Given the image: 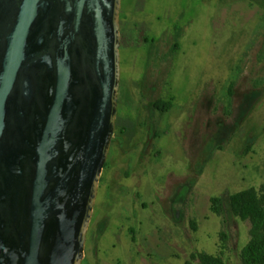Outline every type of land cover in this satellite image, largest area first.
<instances>
[{"label":"rangeland","instance_id":"374dc122","mask_svg":"<svg viewBox=\"0 0 264 264\" xmlns=\"http://www.w3.org/2000/svg\"><path fill=\"white\" fill-rule=\"evenodd\" d=\"M119 54L82 264H242L229 202L264 183V0H122Z\"/></svg>","mask_w":264,"mask_h":264},{"label":"water","instance_id":"95a60500","mask_svg":"<svg viewBox=\"0 0 264 264\" xmlns=\"http://www.w3.org/2000/svg\"><path fill=\"white\" fill-rule=\"evenodd\" d=\"M122 0H0V264H82L120 83Z\"/></svg>","mask_w":264,"mask_h":264},{"label":"trees","instance_id":"16d2710c","mask_svg":"<svg viewBox=\"0 0 264 264\" xmlns=\"http://www.w3.org/2000/svg\"><path fill=\"white\" fill-rule=\"evenodd\" d=\"M232 93V87L230 88ZM170 103L159 102L158 110L170 108ZM229 209L232 215L250 224L249 241L241 251L242 264H264V183L259 188H249L230 198ZM212 210L220 215L222 200L212 199ZM186 264H226L220 256L205 252L193 255Z\"/></svg>","mask_w":264,"mask_h":264}]
</instances>
